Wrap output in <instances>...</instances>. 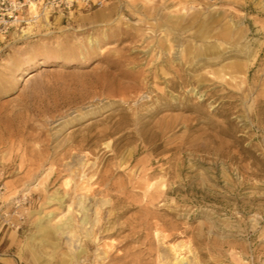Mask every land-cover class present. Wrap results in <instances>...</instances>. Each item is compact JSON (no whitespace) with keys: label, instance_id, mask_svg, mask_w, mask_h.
Returning <instances> with one entry per match:
<instances>
[{"label":"rangeland","instance_id":"obj_1","mask_svg":"<svg viewBox=\"0 0 264 264\" xmlns=\"http://www.w3.org/2000/svg\"><path fill=\"white\" fill-rule=\"evenodd\" d=\"M0 183L18 264H168L179 242L184 264H264V0H102L12 30ZM84 198L91 220L110 201L99 243L42 241Z\"/></svg>","mask_w":264,"mask_h":264},{"label":"built area","instance_id":"obj_2","mask_svg":"<svg viewBox=\"0 0 264 264\" xmlns=\"http://www.w3.org/2000/svg\"><path fill=\"white\" fill-rule=\"evenodd\" d=\"M101 4L102 0H0V43L12 30H21L40 17L70 14L75 8H90ZM4 189V184L0 183V195ZM21 201H15L10 209H0L2 227L19 229L23 219Z\"/></svg>","mask_w":264,"mask_h":264},{"label":"bare ground","instance_id":"obj_3","mask_svg":"<svg viewBox=\"0 0 264 264\" xmlns=\"http://www.w3.org/2000/svg\"><path fill=\"white\" fill-rule=\"evenodd\" d=\"M32 7H33V5H32ZM35 9V8H34ZM36 12V11H35ZM45 19H47V18H45ZM170 21V20H169ZM172 23H173V25L174 24H176V21H171ZM172 23H169V24H172ZM172 28H173V26H171L170 27V30H172ZM174 29V28H173ZM34 74H31L28 78H30V77H32ZM129 75V74H128ZM226 74L225 73H222V74H219V76L221 77V78H223L224 76H225ZM230 78H231V76H230ZM232 78H234V77H232ZM87 162V161H86ZM151 173V172H150ZM104 175V174H103ZM93 178H94V176H93ZM86 185V184H85ZM82 186H84V185H82ZM87 186V185H86ZM86 186H84V187H86ZM97 189V188H96ZM85 198L87 197V196H84ZM105 197V196H104ZM112 197V196H111ZM84 198V200H82V199H79L78 200V202H76V204L78 205V207H79V209L78 210H81L82 211V213H81V218L79 219V220H77V221H73L71 218H70V216L68 215L67 216V213H65V214H63L61 217H59V221H62L60 224H55V225H53L52 227L51 226H48V225H44V224H42L41 222H38V225H37V230H38V232H40V234L42 235V237H41V239H42V241H44V240H46L45 238H52V237H54V235L56 234V233H59L60 235H62V234H64V233H68V234H70V236L71 237H77L76 239L78 240L79 239V235L82 233V237H84L86 240H87V242H89V241H92V242H97V243H99V237L97 236V231L96 230H94V226H95V224H97L98 222H99V220L101 219L100 218V212H101V210H102V208H104V206H106V205H108L109 203H110V201L108 200V199H103L102 201H101V203L99 204V203H97V204H99L96 208H95V216H96V218L93 220H91V218L89 217V215H88V212H90V210L88 211V208L86 207V206H88V204L87 205H85L84 204V201L86 200ZM54 199H60L59 198V196H58V198H56V196H54ZM124 199V198H123ZM100 200V199H99ZM112 200V199H111ZM61 201V200H60ZM121 202V201H120ZM114 204V203H113ZM110 205V204H109ZM90 206V205H89ZM111 209V208H110ZM68 211H70V205H69V207H68ZM93 211V212H94ZM92 212V213H93ZM63 218H66V219H63ZM53 220V219H52ZM89 224V225H88ZM98 229H99V227H98ZM78 233H80V234H78ZM59 237V236H58ZM57 240V239H56ZM86 242V243H87ZM85 243V244H86ZM91 243V242H90ZM89 243V244H90ZM48 244H50V243H48ZM53 244V246H54V249H55V247L57 246V245H55L56 243H52ZM51 244V245H52ZM179 244H180V242H179ZM178 243H176V244H172V246H171V250H172V256H171V258L168 260V264H184L183 262H184V259H187L186 260V262L188 261V262H190L191 261V259H188V258H184V256L183 255H180V253L178 252V250H177V248H180V245H179ZM87 245V244H86ZM182 245V244H181ZM113 246V245H112ZM84 247H81V248H77V249H75V251L74 252H72L71 254H70V257H71V259H73V260H75L76 262H78L79 261V259H80V256H81V252H84ZM180 250V249H179ZM103 251V250H102ZM103 254H104V256H101V259H103V257H105L106 255V252H103ZM108 257V256H107ZM193 260V259H192ZM75 261H73V262H75ZM62 264H65L64 262L62 263ZM189 264V263H188Z\"/></svg>","mask_w":264,"mask_h":264},{"label":"crops","instance_id":"obj_4","mask_svg":"<svg viewBox=\"0 0 264 264\" xmlns=\"http://www.w3.org/2000/svg\"><path fill=\"white\" fill-rule=\"evenodd\" d=\"M17 231L9 230L0 225V263L18 264V260L11 249L14 244Z\"/></svg>","mask_w":264,"mask_h":264}]
</instances>
